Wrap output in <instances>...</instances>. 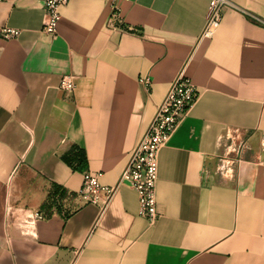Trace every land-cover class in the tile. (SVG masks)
<instances>
[{
    "label": "crops",
    "instance_id": "0c3cea01",
    "mask_svg": "<svg viewBox=\"0 0 264 264\" xmlns=\"http://www.w3.org/2000/svg\"><path fill=\"white\" fill-rule=\"evenodd\" d=\"M231 1L202 38L209 0H70L52 38L41 0H0L20 31L0 33V264H264V0ZM182 70L199 97L159 153L158 219L128 186L102 213L80 161L115 185Z\"/></svg>",
    "mask_w": 264,
    "mask_h": 264
},
{
    "label": "built area",
    "instance_id": "2783aa9c",
    "mask_svg": "<svg viewBox=\"0 0 264 264\" xmlns=\"http://www.w3.org/2000/svg\"><path fill=\"white\" fill-rule=\"evenodd\" d=\"M46 13L43 32L52 38L57 36V26L60 19V10L70 0H41ZM130 1V0H125ZM209 11L202 38H210L218 29L223 11L228 7H236L231 0H209ZM120 8L115 1L112 5V14L109 26L113 29L130 30L120 20ZM120 22V25L117 24ZM1 37L12 40L19 36L20 31L12 28H2ZM143 89L150 93L151 80L148 76L139 79ZM72 75L63 76L61 87L71 92L74 89ZM199 97V89L182 70L171 82L165 96L158 103L153 118L141 135L137 144L131 150L118 181L113 186H103L99 179L101 173L94 174L86 170L83 172V185L79 195L87 203L95 204L103 213L110 205L117 190L121 186H128L138 195V215L153 225L159 216L157 206V183L159 153L167 144L183 118L193 107Z\"/></svg>",
    "mask_w": 264,
    "mask_h": 264
},
{
    "label": "trees",
    "instance_id": "16d2710c",
    "mask_svg": "<svg viewBox=\"0 0 264 264\" xmlns=\"http://www.w3.org/2000/svg\"><path fill=\"white\" fill-rule=\"evenodd\" d=\"M80 169L83 172H85L87 170V168H85V162L83 160L80 161Z\"/></svg>",
    "mask_w": 264,
    "mask_h": 264
}]
</instances>
